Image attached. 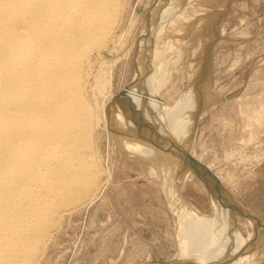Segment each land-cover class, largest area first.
Here are the masks:
<instances>
[{"label":"bare ground","instance_id":"6f19581e","mask_svg":"<svg viewBox=\"0 0 264 264\" xmlns=\"http://www.w3.org/2000/svg\"><path fill=\"white\" fill-rule=\"evenodd\" d=\"M124 2L0 0V264H38L63 218L91 201L105 181L107 173L98 145L103 117L94 94L101 93L107 79L101 74V67L92 73L97 59L116 41ZM157 2L156 14L160 9ZM197 2L177 11L178 24L201 18V0ZM180 29L176 24L169 34L186 37ZM163 37L152 38L147 47L149 59L141 70H136L133 84L122 92L131 93L133 85L141 81L140 90L148 95L145 106L135 105L132 96L129 100L122 96V105L103 110L110 128L129 135L138 130H134L137 124L127 115L131 101L135 114L152 128L151 135L169 149L161 144L162 148L181 152L180 160L186 161L183 153L192 152L181 149L191 142V112H199L205 100L211 103L212 99L203 96L206 81L200 80L194 89L190 87L180 94L173 106L163 104L160 89L168 82L175 62L189 53L178 44L163 43ZM92 77V87H88ZM138 132V138L146 136L151 141L148 133ZM126 148L133 154L149 156L155 163L158 158H165L160 152L154 153L153 148L137 143L126 144ZM172 161L175 163L150 169L148 174L160 181L168 200L179 256L191 257V264H251L254 252H249L248 245L228 249L210 261H191L208 253L219 254L232 245L249 243L253 236L249 232L242 234L234 226L231 212L213 194L212 216L189 207L180 191L193 181L195 171L199 179L203 177L192 164L189 163L193 167L190 169L178 159ZM193 184L198 191L207 190L199 180ZM246 221L252 228L257 224L248 217Z\"/></svg>","mask_w":264,"mask_h":264},{"label":"rangeland","instance_id":"374dc122","mask_svg":"<svg viewBox=\"0 0 264 264\" xmlns=\"http://www.w3.org/2000/svg\"><path fill=\"white\" fill-rule=\"evenodd\" d=\"M156 1L125 0L116 41L109 44L102 53L103 59L99 57L94 65L92 74L101 67V74L107 79L101 90L103 96L94 94L103 117L98 145L107 176L94 199L63 218L38 264L192 263L188 259L191 257L181 258L178 254L168 200L160 181L148 173L150 169L166 167L167 163L174 164L172 159L193 167L180 160L181 153L168 150L165 143L160 145L168 149L162 150L158 146L161 140L157 141L151 135L152 128L135 114V105L144 107L148 99L147 93L140 90L141 81L133 85L131 93L121 95L133 84L136 70H141L149 59L147 47L156 35H164L163 43L178 44L189 52L175 62L168 82L160 89L163 104L173 106L180 94L190 87L194 89L200 80L206 81L203 96L212 99L211 103L205 100L199 112H191V142L181 150H191L192 154L187 152L189 156L208 166L227 206L221 204L231 212L234 226L242 234L249 232L253 236L249 243L232 245L219 254L208 253L191 261H210L228 249L248 245L249 252H254L251 264H264V226L253 216L259 215L264 223V0H201L199 6L205 11L200 12L201 18L197 16L200 19L195 16L196 20L189 24L177 23V11L194 6L197 0H158L157 14ZM176 24L186 37L169 34ZM145 28L148 30L142 36ZM92 82L93 77L88 87H92ZM122 96L128 100L132 96L135 104L130 101L126 108L132 112L127 111V115L133 124H137L133 129H138L129 133L131 136L116 133L106 121L104 110L124 101ZM138 131L148 133L151 141L146 136L138 138ZM134 143L153 148L154 153L160 152L165 158H158L155 163L149 156L133 154L126 144ZM202 179L195 171L193 181L199 180L207 190H196L191 180L182 187L181 199L198 213L212 216L210 194L217 196L208 181ZM246 217L258 225L252 228Z\"/></svg>","mask_w":264,"mask_h":264},{"label":"water","instance_id":"95a60500","mask_svg":"<svg viewBox=\"0 0 264 264\" xmlns=\"http://www.w3.org/2000/svg\"><path fill=\"white\" fill-rule=\"evenodd\" d=\"M126 90V89H125ZM121 95H122V93H121ZM120 95V96H121ZM158 141V140H157ZM158 146L160 147L161 145H160V142L158 143ZM162 149V148H161ZM162 150H165V149H162ZM179 153H181V152H179ZM183 156H185L186 158H187V162H189V163H191L192 165H194V166H196L198 169H200L201 170V172H202V177H203V179H204V181H208V183L210 184V187H211V189H213L214 191H215V193H216V196H217V199L218 200H220L222 203H223V196H222V193H221V189L218 187V184L217 183H215L214 182V176L211 174V173H209V171L205 168V166L204 165H202V164H199L195 159H193L192 157H190V156H188L187 154H185V153H183ZM208 184V185H209ZM224 204V203H223ZM225 205V204H224ZM225 206H227V205H225ZM264 230V229H263ZM254 232H256V231H254ZM170 264H175L174 262H169ZM169 263H164V264H169ZM153 264H163V263H153ZM216 264H225L224 262L222 263V261L221 262H217Z\"/></svg>","mask_w":264,"mask_h":264},{"label":"crops","instance_id":"0c3cea01","mask_svg":"<svg viewBox=\"0 0 264 264\" xmlns=\"http://www.w3.org/2000/svg\"><path fill=\"white\" fill-rule=\"evenodd\" d=\"M253 216H254L256 219H258V221L261 223V225L264 226V223H263V221H262V218H261L259 215L254 214Z\"/></svg>","mask_w":264,"mask_h":264}]
</instances>
